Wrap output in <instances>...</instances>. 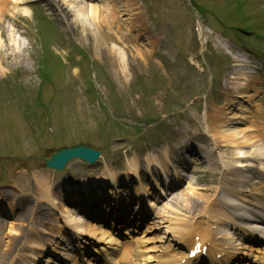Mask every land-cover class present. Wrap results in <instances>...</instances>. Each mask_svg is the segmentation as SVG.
<instances>
[{"label": "rangeland", "instance_id": "374dc122", "mask_svg": "<svg viewBox=\"0 0 264 264\" xmlns=\"http://www.w3.org/2000/svg\"><path fill=\"white\" fill-rule=\"evenodd\" d=\"M27 1L23 6L30 10L29 15L8 10L3 20L5 30H12L20 49L12 52L6 42L0 52V208L3 210L7 201L14 204L11 215L0 213V254L3 249H18L13 264H27L32 258L28 246L35 241L34 235L20 238L26 224L38 234H44L46 228L45 240L51 241L63 217L38 197V178L45 179L52 191L56 190L55 195L65 194L69 193L66 188L99 182L103 165L109 164L116 168L117 176H128L125 185L120 180L124 188H134L137 180L128 167L134 154L141 159L146 153H159L163 146L185 139L179 135L185 129L205 134L206 111L223 108L228 74L234 57L242 52L236 44L244 42L234 30L239 34L237 29L251 26L255 35H249L244 43L264 53V41L256 37L264 36V0H195L203 8L212 34L204 48L194 33L196 10L190 0H118V16L123 20L120 33L112 40L104 36L107 32L101 35L115 48V57L120 56L121 68L100 49L99 31L92 24L84 29L80 25L66 29L44 2ZM240 1L244 2L238 13ZM119 37L123 43L117 40ZM123 46L139 47L145 56L134 58ZM242 65L252 71L250 105L259 109L264 129V60L256 65L246 58ZM251 65L261 68L254 72ZM78 143L102 148L98 164L89 167L74 160L61 172L44 167V160L56 149ZM262 145L263 153L257 156L264 166ZM233 160L229 155L224 164L232 167ZM190 169L195 170L194 189L188 192V186L182 185L166 192L164 200L155 197L162 202L156 207L157 226L147 238L159 239L161 250L172 249L176 234L169 224L175 225L178 219L176 224L187 229H204L209 224L213 239L236 247L235 235L226 236L221 218L208 212V205L219 194L223 168L208 170L203 164H195ZM140 177L145 180L143 172ZM150 182L147 179V184ZM77 192L72 191L67 201H61L59 210L80 223L82 219L74 211L76 200L71 198ZM99 196L98 206H102L101 201L106 205L110 202L102 192ZM95 202L91 195L88 203L94 206ZM33 211L35 219L29 223ZM41 214L57 221L39 223ZM60 230V252L55 247L50 253L55 259L35 247L33 253L39 255L35 264H60L66 253L61 243H67L66 232ZM19 238L22 242L17 247Z\"/></svg>", "mask_w": 264, "mask_h": 264}, {"label": "bare ground", "instance_id": "6f19581e", "mask_svg": "<svg viewBox=\"0 0 264 264\" xmlns=\"http://www.w3.org/2000/svg\"><path fill=\"white\" fill-rule=\"evenodd\" d=\"M40 1L45 3V6L48 7V10L52 11V15H55V17L58 19V22L66 29L74 27L75 25H80L84 29L85 25L92 24L94 29L99 31V45H101L100 49L103 51L105 56L108 57V60L111 63L115 62V65L120 64V56H118V58L115 57V55H118L115 48L112 45L106 43V39L101 35L106 34L105 32H107V34L104 36H108L109 40H112V37L115 36V34L117 37V35L120 33V29L123 26V20H121V18L118 16L121 8L118 5L117 0ZM23 2V0H0V52L1 48L5 46L4 43L6 42L8 43V49H14L12 52L15 50L18 51L20 49L18 40L14 36L12 30H5L3 20L7 18L8 10L11 12L21 10L24 15H29L30 10H28L26 7L11 8L9 6L12 3L19 5ZM98 17L101 18L99 19ZM198 33L201 35L203 42H205L208 36L212 35L210 30L201 27V25L198 27ZM117 40L120 43H123L121 37H119ZM140 47L142 48L141 44ZM128 48L129 47H124V49L128 51L129 54L131 53V56H134V58L140 59L141 57L145 56L144 52L139 47H133L131 49ZM245 58V55L239 53H237L236 57H234L235 64L232 71L228 75L230 81L225 85V94H227L225 95L223 108L217 112L212 110L206 111L205 124L207 129L205 134L208 135L203 136L204 134L201 133L202 135L195 137V135L198 134L197 132H191V130L185 129L182 134L185 135L187 139L184 142L178 143L173 148L165 149V151H163L162 157L158 155L151 156L146 158L145 161L141 162L139 158L133 156V158L128 163L131 173L137 176L140 169L143 168L149 170L153 164L158 166L160 169H163V173H165L166 168H171L174 174L177 172L176 168L179 170L189 169V163H202L206 165L207 169L212 168L213 170L218 168L221 170L223 168V172L226 177H222L221 179L222 189H225L229 195H232L233 198L240 202L239 205H237L238 208L234 206H230L229 208L235 212H239L244 208V203H246L249 199V196L245 195L244 192L248 191H234L230 186L233 184H237L238 186L245 184L248 185L251 179L246 173H242V171L251 174L254 168H256L255 163L259 161L257 155H261L263 153V145L260 143L261 140L259 139V136L253 135L254 133L260 132L262 130L261 127L263 125L261 124L263 123L261 121L262 119L257 115V110L259 109L253 110L252 114L251 110L253 107L249 106V102L253 100V97H251L248 92L254 88L252 78L249 75L251 70L242 65V62L245 60ZM119 67L121 68V66ZM254 107L257 108L256 106ZM243 125H247V128L241 129V126ZM193 140H195L198 144H194L195 142ZM195 145L196 147H194ZM229 155L232 156V160L235 159L233 160L234 164L232 167H229L228 165L226 166L224 164V159L228 158ZM103 168V178L100 180L102 185L108 182L109 184L111 183L113 186H116L118 177L116 175V171L109 164L104 165ZM259 171L262 174L261 171L264 170L259 168ZM238 173L239 178L237 177ZM181 181V178H175V183H179ZM36 185L38 188V197L45 200L53 211L58 210L60 214H63L66 224L65 227H68L69 222L73 223V226H75L72 228L76 231V233H73L75 234L73 235V238L76 239L77 248L79 247L80 249H84V246L82 247L81 243L78 241V236L83 234L89 236L96 244V246L93 243L91 244L94 245V252L98 253V255L102 258L101 261H103V263L106 261L108 264H181V261L186 259L188 254L187 251H184L182 247L184 246L186 248H192L196 244L194 238L197 236V242H200L202 246L206 245L207 243L210 245L209 253L207 255L209 259L216 263H218V254L223 255L218 256L222 264H227L231 259H240L242 262L243 258L248 257V255L251 254V256L253 255L252 257L254 259L253 263L258 261V264H264V246L263 248L255 249L252 245H244L240 246L242 251L237 254H231V252L226 253L224 248L211 238V230L209 226H206L205 230H195V226L186 229L183 225L176 224V221H180L178 219L174 220L173 224L175 225L169 224L172 233L177 234V240L174 241L172 250L168 248L161 250V247L158 244V242H160L159 239L152 240L148 239L147 236H144V233L155 228L153 226V228L147 227L146 231L142 232L140 235H138L136 230L129 226L125 229L123 234L124 237H127V240L122 241L118 236L112 235L109 232H104L101 229H98L96 226L90 225L88 223L74 222L71 216L59 210V205L62 204V198H65L66 195H55L56 190L52 191L49 184L43 178H38V180H36ZM85 185L86 183H84L83 187L84 192H86ZM192 187V182H188V192L194 189ZM109 189H112L111 186L108 187L107 190ZM111 192L112 191H109V193ZM112 194L115 199L124 202L127 196L130 199H139L138 195L140 194H146V196H148L149 190L145 189L140 182V184L138 183L135 188L126 189L120 186ZM262 195L263 193L260 189H256L255 193L250 194L252 198H261L257 199L256 201L263 204ZM86 196L91 197L90 194H87ZM4 197L6 198V196ZM71 198L75 200L77 199L76 204L82 206L84 202L83 196L73 195ZM215 202L216 203H210V211H213L217 216L230 221L234 225H237L240 231H244V235L246 233L255 238L257 237L256 232H254L258 227L257 225L253 223H249V226L237 224L236 220H234L235 215L229 211L230 209H228L222 202H219V200H215ZM149 206H153V202H150ZM260 209H264V204L263 208ZM3 210L5 212L2 214L11 215L14 212L13 202L7 201ZM182 212H185V209L182 210ZM33 214H35V211L31 213V217L28 219L29 223L33 222L35 219ZM39 217L41 218L39 223L44 225L46 223L50 224L53 219L52 216L47 218L46 215L43 214H41ZM191 217L193 218L194 215H191ZM120 219L122 220L121 217ZM53 221L55 223L57 220L53 219ZM171 222L172 221L170 220L169 223ZM263 223L264 221L262 224ZM121 225L122 223L119 222L118 227L120 228ZM43 229L45 233H47V229ZM60 229H62L61 226L55 228V233L53 235L55 239L46 241L45 235L43 236L32 231V226L30 227L27 224L24 226V232L20 234V238L22 239V236L24 238L28 237V235H34L35 238V241L31 242L33 244L30 245V247L28 246V249L32 251L29 252V255L33 258V260H28L27 264H35L34 260L39 258L38 254L33 253L35 247L41 249L39 251L54 252L55 247H57L60 243V239L57 240V238L62 237ZM262 229L263 232H258V236L264 239V228ZM20 238L18 239L19 241L17 243V247L22 242ZM262 238L258 239L261 240ZM15 242L17 241L15 240L14 243ZM148 242L153 244H147ZM17 250L18 249H13L11 251V249H3L0 254V264H13ZM48 262L50 261L48 260ZM86 264H97V262L96 259L86 260ZM184 264H198V262H196V260H187Z\"/></svg>", "mask_w": 264, "mask_h": 264}, {"label": "water", "instance_id": "95a60500", "mask_svg": "<svg viewBox=\"0 0 264 264\" xmlns=\"http://www.w3.org/2000/svg\"><path fill=\"white\" fill-rule=\"evenodd\" d=\"M99 154V150H95L88 145L79 144L70 148L56 150L44 161V166L47 169L61 171L74 158L92 164L98 158Z\"/></svg>", "mask_w": 264, "mask_h": 264}]
</instances>
